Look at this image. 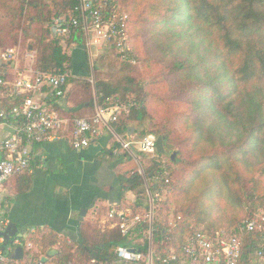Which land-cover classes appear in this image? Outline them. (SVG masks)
Masks as SVG:
<instances>
[{"label": "trees", "instance_id": "obj_1", "mask_svg": "<svg viewBox=\"0 0 264 264\" xmlns=\"http://www.w3.org/2000/svg\"><path fill=\"white\" fill-rule=\"evenodd\" d=\"M113 1L129 16L131 43L143 69L116 57L105 80L95 65L94 89L86 80L88 67L87 74H74L71 45L85 46L84 36L54 37L48 25L60 17L78 19L79 0H0V50L21 37L37 53L36 69L54 75L69 72L63 88L67 96L56 98L49 92L47 101L62 117L92 119L96 103L107 108L116 102L130 107L128 115L112 123L123 139H128L132 124L139 140L149 134L164 138V155L149 157L138 151L144 174L113 137L110 152H124L120 188L137 196L131 205L134 214L148 210L145 178L158 182L157 188L168 196L160 206L169 209L172 201L179 208L176 215L182 220L173 227L163 209L156 208L153 264H163L169 252L177 258L168 264H182L186 236L223 229L217 222L239 232L244 221L264 215V0ZM147 13H156L158 19L149 20ZM161 64L162 73H155ZM63 98L78 111H63L57 104ZM28 177L29 171L9 181H19L18 190L25 192ZM225 206L234 213L220 216ZM80 225V242L60 238L50 229L42 237L23 238L24 248L31 244L27 263L39 261L35 253L48 256L53 251L47 264H127L115 253L121 246L148 254L149 226L144 222L128 236L119 228L102 233L90 221ZM261 242L259 234L245 237L241 264H253Z\"/></svg>", "mask_w": 264, "mask_h": 264}, {"label": "built area", "instance_id": "obj_2", "mask_svg": "<svg viewBox=\"0 0 264 264\" xmlns=\"http://www.w3.org/2000/svg\"><path fill=\"white\" fill-rule=\"evenodd\" d=\"M77 10L80 14L78 19L67 20L60 17L48 25L54 37L70 38L80 32L85 38L84 47L88 55L91 51L90 46L103 44L105 47L110 46L122 61L134 63L129 41V16L121 13L113 0H79ZM36 61L35 51L23 52L20 47L8 48L0 53V104L8 98L19 100L11 110H0V125L11 123L15 125L10 137L0 139V191L11 178L31 172L32 149L35 145L56 141L61 138V133L70 134L72 147L76 151L88 148L92 141L101 135V131L107 129L124 150L131 153L132 148H135L150 156L157 154L156 135L149 134L141 140L125 141L114 131L112 123L129 114L128 105L115 102L106 108L96 103L95 116L92 119L78 118L71 121L62 117L42 97L47 98L49 92L55 93L56 98L64 97L63 88L69 72L59 75L42 72L36 69ZM8 70L17 75L14 82L7 79ZM158 185L155 184V189L152 190L145 182L144 187L150 202L145 214H134L131 210L116 208L108 212L110 227L119 228L123 236H128L139 223L144 222L149 226L148 254L145 255L134 247L121 246L115 252L120 262L153 264L155 253L152 238L155 232V212L164 201L163 188H157ZM5 213L0 207V264H18L12 257L16 247L22 246V240L15 241L13 246L6 245L4 233L10 221ZM168 216V224L172 227L182 220L179 214L171 213ZM250 234L260 235L262 242L257 248L256 257L264 259L262 215L244 221L239 232L231 233L226 229H220L212 234L199 231L192 236H186L182 248V264H241L245 237ZM28 247H31V244H28ZM131 249L135 252H131ZM176 258L175 254L169 252L162 262L168 264Z\"/></svg>", "mask_w": 264, "mask_h": 264}, {"label": "crops", "instance_id": "obj_3", "mask_svg": "<svg viewBox=\"0 0 264 264\" xmlns=\"http://www.w3.org/2000/svg\"><path fill=\"white\" fill-rule=\"evenodd\" d=\"M76 48H81L82 59L77 62L73 57L74 74L85 75L88 66L86 50L84 46L71 45V50ZM84 59L85 62L81 63ZM16 77L13 71H7L9 82H14ZM67 94L68 90L65 96ZM42 98L48 101V97ZM11 99L14 98H8L0 104V110H8L7 108L14 106L17 101ZM57 104L63 111L75 112L79 109L67 98L60 99ZM14 126L13 123L0 125V139L10 137ZM130 128L133 131L130 134L128 132L126 141L134 140L138 136L137 125L132 124ZM112 137L116 140L110 131L103 129L101 135L81 151L74 150L70 136L33 147V166L28 177L31 179L28 190L20 192L17 185L19 181L14 179L5 183L0 191V207L5 210L10 223H15L24 231V239L42 237L43 230L50 229L60 238L80 242L81 222L90 221L106 233L113 229L109 226L107 217L111 209L133 211L131 205L135 204L137 196L133 192L124 193L120 188V182L126 172L125 160L122 157L124 152L116 149L110 152L114 143ZM129 154L133 155L132 150ZM93 203L94 208L89 210L83 221H79L81 210L90 208ZM122 205L125 206L121 208ZM22 246L24 257L20 260L12 257L13 260L18 264H32L27 263L29 258L26 256V251L31 247L24 248L23 242ZM53 252L48 256L35 253L34 257L39 261L34 263H49ZM43 258H47V261L43 262Z\"/></svg>", "mask_w": 264, "mask_h": 264}, {"label": "rangeland", "instance_id": "obj_4", "mask_svg": "<svg viewBox=\"0 0 264 264\" xmlns=\"http://www.w3.org/2000/svg\"><path fill=\"white\" fill-rule=\"evenodd\" d=\"M119 11L121 13H124L120 8H119ZM146 16H147V18L149 20H152V21H156L158 19L156 13H153V14L147 13ZM129 41H130V45H131L132 50H133L134 63H127V62L122 61L119 58V56L117 55V53L113 49H111L110 46L105 47L103 44H101V45H95V46L93 45V46H90L91 51L89 52V55L86 52V54L88 56L87 57L88 59H87V62H86V64L88 65L87 67L91 70L92 67H94L95 65H98L100 78L101 79H105V80L110 79V76L109 75L112 72L111 65L115 62V60H116L115 58L116 57H118L121 62L127 63L129 65L136 66V67H138L140 69H143L144 68V65H143V62H142L143 59L139 56V54L134 50V48L132 46L130 32H129ZM12 47H20L23 52H26V51L29 50L28 49V42L22 40L21 37L18 38L17 44L9 45L6 49L12 48ZM6 49L0 50V53H2L1 51H4ZM81 53H82L81 48H76V49L70 51V54L74 57V60L77 61V62H80V60L82 59V57H81L82 54ZM91 60H92V62H91ZM84 62H85V59L81 63H84ZM154 70H155V73L158 72L157 74L162 73L163 65L161 64V65H158V66L154 67ZM145 75H146V73L144 71L143 72V76H145ZM149 75H151V74H149ZM97 77H98L97 76V72H95L93 70V71H90V74L88 76V79H86L93 86L92 87L93 89H94V85H95V81H96V78ZM145 77L147 78V76H145ZM139 139L140 138H138V136H137V137H135L134 141L139 140ZM123 140H125V139H123ZM132 154L133 155H131V156L133 157L134 161L136 162V165H137L139 171L141 173H143V171H142V163H143L142 158H143V156L135 148L132 149ZM148 156L149 157H152L150 155H148ZM145 182H147L149 184V186H150L151 189H152V185L153 184H157L158 183V182H156L154 180L149 182V180L147 178H145ZM198 183H199V187H203L205 185L203 183V181H201V180ZM146 195H147V193H146ZM147 197H148V195H147ZM167 200H168V196L164 194V201H163V203L164 202H167ZM163 203H161V204H163ZM149 205H150V202H149V197H148V208H149ZM160 205L158 206V208L163 209L162 210V215L163 216H166L167 218L169 217L168 215H170L171 213H175V214L178 213L179 208L177 206H175L172 201H171V204H170V208L169 209H164ZM225 212L227 214L234 213V211L232 209H230V208H228V207L225 206V208L222 210L221 213H219V215L222 216ZM206 225L207 224H204L201 227H206ZM224 226L225 225H224L223 222H217L216 223V227H218V228L225 229ZM102 233H105V232L102 231ZM23 235H24V233H23ZM144 264H147V263H144ZM253 264H264V259H259L257 257H254L253 258Z\"/></svg>", "mask_w": 264, "mask_h": 264}, {"label": "water", "instance_id": "obj_5", "mask_svg": "<svg viewBox=\"0 0 264 264\" xmlns=\"http://www.w3.org/2000/svg\"><path fill=\"white\" fill-rule=\"evenodd\" d=\"M133 131L132 128L129 129V134ZM157 153L164 155L166 153L165 147H164V138L158 137L157 139ZM175 156H173L174 158ZM95 204L93 203L90 208H83L80 213L79 221H83L85 217L87 216L90 209L94 208ZM22 233V234H21ZM24 231L20 229L15 223L11 222L8 226L6 232L4 233V238L6 240V245L13 246L15 241L22 240ZM131 252H135L134 249L130 250ZM53 254H56V252H53ZM24 249L23 246H18L15 249V252L13 254V258L15 260H20L24 257ZM43 262L47 261V258L42 259Z\"/></svg>", "mask_w": 264, "mask_h": 264}]
</instances>
